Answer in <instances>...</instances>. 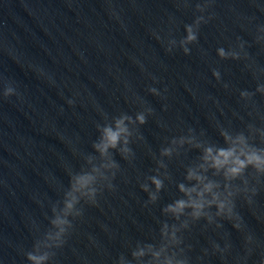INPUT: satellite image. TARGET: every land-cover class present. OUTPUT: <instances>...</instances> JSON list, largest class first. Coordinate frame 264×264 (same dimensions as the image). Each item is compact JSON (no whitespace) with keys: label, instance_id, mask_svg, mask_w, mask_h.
<instances>
[{"label":"water","instance_id":"1","mask_svg":"<svg viewBox=\"0 0 264 264\" xmlns=\"http://www.w3.org/2000/svg\"><path fill=\"white\" fill-rule=\"evenodd\" d=\"M205 3V11H197V4ZM201 15L207 23L200 25L198 41L188 45L191 51L185 55L178 42L186 35L185 25ZM259 26H264V0H169L86 118L0 217V264H29L25 254L50 227L51 207L62 200L69 173L79 171L84 158L94 154L97 125L104 124L105 117L110 121L121 113L135 116L147 108L152 112L144 125L136 126L129 145L133 155L125 160L113 153L119 163L114 189L105 188L96 205L82 202L83 215L73 221L66 243L53 250L49 264H116L137 242L158 241L161 223H174L161 209L180 196L175 185L200 156L199 150L185 145L178 155L165 158L170 179L157 203L151 204L140 185L155 174L161 148L173 138L188 136L190 129L197 140L223 146V129L247 134L248 125L264 127V95L240 97L242 90L255 92L258 83L264 84V40L257 42L264 34ZM173 39L177 45L169 52ZM219 47L239 52L241 59H220ZM213 69L219 70V80ZM152 87L159 95L148 91ZM255 142L259 146L258 138ZM236 211L239 231L233 221L220 220L222 227L217 228L201 220L182 233L181 247L190 264H261L264 178L250 182L247 201L243 193L236 197ZM245 237L252 242L245 244ZM213 244L220 248L215 254Z\"/></svg>","mask_w":264,"mask_h":264},{"label":"clouds","instance_id":"2","mask_svg":"<svg viewBox=\"0 0 264 264\" xmlns=\"http://www.w3.org/2000/svg\"><path fill=\"white\" fill-rule=\"evenodd\" d=\"M207 6V3L197 4V11L202 13ZM202 23H207L203 15L197 16L192 24L185 25L186 35L178 42L185 55L191 51L188 45L198 41ZM258 32L264 34V26H259ZM261 40H264V35L257 36V42ZM176 45L175 39L170 40L167 50L171 52ZM240 47L243 48L244 44L241 43ZM216 54L222 60L241 59L239 52L223 47L217 48ZM212 75L220 79L219 70L213 69ZM148 91L159 95L155 87ZM255 93L264 95V84L258 83L255 92L242 90L240 97L249 99ZM12 95H15L14 87H5L3 97ZM72 102L69 101L70 104ZM151 112L152 109L147 108L135 116L121 113L110 121L105 117L106 122L97 125L99 136L92 144L94 154L84 158V166L79 171L69 173V184L63 191L62 200L51 207L50 227L41 238L35 240L32 250L25 254L29 264H49L55 255L53 250L66 243V237L74 227L73 221L83 215L82 202L96 205L97 196L105 188L114 189L112 180L115 179L119 163L113 153L118 152L125 160L133 155L129 145L135 128L144 125ZM191 133L190 129L188 136L173 138L168 146L161 148V159L157 161L155 174L148 176L147 182L140 185L141 190L147 193V202L157 203L165 188V180L170 179L165 158L171 159L174 154L178 155L179 149L185 145L199 150L197 162L186 167L184 180L175 185L180 196L161 209L162 214L170 217L174 223L162 222L158 241L137 242L130 255L121 254L116 264H190L185 249L181 247L184 243L182 233L201 220L207 225L215 223L217 228L222 227L218 222L220 220L233 221V228L240 230L239 224L234 222L238 216L236 197L243 193L247 201L250 182H260L264 178V127L248 125L247 134L244 131L232 133L223 129L220 132L223 146L197 140ZM257 138L259 146L255 142ZM251 242L250 237H245V244ZM212 250L213 254L220 251L219 245L213 244ZM261 264H264V259Z\"/></svg>","mask_w":264,"mask_h":264}]
</instances>
